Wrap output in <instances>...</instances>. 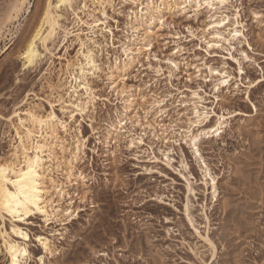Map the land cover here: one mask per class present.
<instances>
[{"label": "rangeland", "instance_id": "1", "mask_svg": "<svg viewBox=\"0 0 264 264\" xmlns=\"http://www.w3.org/2000/svg\"><path fill=\"white\" fill-rule=\"evenodd\" d=\"M96 2L52 0L58 27L27 67L21 53L49 0H27L15 19L16 0H0V158L27 109L64 123L66 145L80 146L55 215L0 219V264L3 239L27 248L20 264H264V0L164 14L150 35L132 30L138 3ZM126 48L131 63L112 73ZM88 54L92 103L70 119L59 84Z\"/></svg>", "mask_w": 264, "mask_h": 264}, {"label": "bare ground", "instance_id": "2", "mask_svg": "<svg viewBox=\"0 0 264 264\" xmlns=\"http://www.w3.org/2000/svg\"><path fill=\"white\" fill-rule=\"evenodd\" d=\"M69 1L70 0H68V3ZM96 1L100 4H104L106 2L111 3L113 0ZM123 1L125 3L133 5L138 3L140 6V9H138V11L131 12V24L133 32L142 30L144 33H146V35H150L151 33L154 34L153 29H156L154 26L155 23L162 25L161 21H163L164 14H185L188 11H193L194 14H197L203 9L211 10L216 9V6H223L229 0ZM26 2L27 0H16V3L13 5L9 12L11 13L10 17L7 16L8 19L17 18V16L23 10ZM57 3H61V0H57ZM39 13V19L35 24H33V29L32 31L30 30L31 33L27 37V42H25L26 44L24 46V50L21 53V55L23 56L24 64H26L27 67L33 65L40 56L37 52L36 40H40L43 43L46 41V39L48 41V38L55 35V27H58V23H56L57 20L56 18L54 19L53 16L54 12H51L49 3L45 8L41 9ZM10 22L12 23V21ZM223 22L224 19H219V21L212 23V26L214 27V29L221 27L224 25ZM5 29V25L0 26V36ZM236 32L237 31H234V33ZM44 33L45 36L42 37ZM214 36L215 38H219L221 37V34L216 31L214 33ZM234 36L236 37L237 35ZM149 46L150 42H145L144 47L148 48ZM135 51L137 52L138 50ZM123 53L125 58L119 62L114 63V66L111 67L112 73L122 71L128 64L131 63L134 54L133 50L130 48H126L123 50ZM170 62L175 65L173 61ZM74 66L75 65L67 66V70L64 73L65 77L63 78V81L60 82L58 88L60 90V93L58 94L59 99H62L64 101L66 100L65 102L67 106H69V108L71 109L70 111H68L70 119H73L75 115L82 114L87 106L91 105V88L87 77L88 75L92 76L93 72L97 69L95 61L90 54L84 57V63H79L76 67ZM110 77H112V75H110ZM82 90L83 94L80 93ZM84 95L85 97H83ZM129 98L130 96H127V100L124 101L126 109H128L132 104V101ZM158 104L159 102H155V104L151 103V107H154V105L157 106ZM195 113L196 115H199L198 112L195 111ZM204 120H206V118H204ZM17 123V128L15 129L16 145L13 147V152L9 156L0 158V167H3L6 170L7 174L11 176L13 171L17 173L21 171V165H23L26 169L29 159H31L33 162H36L37 158H39L38 168L41 175L40 184L42 187L46 186L47 190L41 193V195L45 197L43 201V211L35 212L34 209L32 211L34 213L33 215L41 216L46 221L48 218H50V216L55 215L58 212L59 202L66 194L64 189L65 184L60 181L59 177H62L66 181V183H69L71 178H73V164L78 158L80 146L75 145L74 147H70L66 145V141L60 135V131L63 134L67 133L66 126L64 125V123L56 122L55 119H53L52 115H43L36 110L27 109L22 112V116H17ZM216 125V130H218V128L221 126V122ZM214 126L215 125H213L212 127ZM112 127L114 132H119L122 129L120 121H118L117 124L113 125ZM191 143L192 146L195 147V138L191 139ZM196 153L197 151L195 149V154ZM206 171L207 170L205 169V172ZM205 175L208 174L206 173ZM203 184L204 186L208 185L206 181H204ZM210 186L212 195L215 196L216 187L214 184V179L211 177ZM9 188H11L10 185ZM56 189H59V191H56ZM3 215H6V213H4ZM33 215L25 216L23 219H16L14 221L24 222ZM9 218L13 220L12 217ZM12 232L15 235L25 239L24 236L26 235L19 229ZM20 233H23L24 235H21ZM205 240L208 241L207 238H205ZM40 245L45 253L50 252V247L46 239H43ZM1 246L9 264H20V262L30 257V253L28 252L27 248L25 246L22 247L14 241L3 239ZM46 247L47 251L45 250ZM14 256L16 258L15 261L13 260Z\"/></svg>", "mask_w": 264, "mask_h": 264}, {"label": "snow or ice", "instance_id": "3", "mask_svg": "<svg viewBox=\"0 0 264 264\" xmlns=\"http://www.w3.org/2000/svg\"><path fill=\"white\" fill-rule=\"evenodd\" d=\"M68 0H61V3L55 4L56 8H60L62 4H67ZM49 6H52V0H49ZM108 4H104L103 7H108ZM115 9V5H111ZM163 24V21H161ZM234 35H240L239 32ZM219 47V45H215ZM209 48L213 45L209 44ZM227 83V81H224ZM55 119V117H53ZM39 158L36 162L29 159L26 169L21 165V171L19 173L13 171L9 176L3 167H0V219H7L12 217L13 220L23 219L25 216L33 215V209L35 212L43 211L44 196L42 192L46 191V186H41V175L38 168ZM9 185L11 188H9ZM59 191V189H56ZM22 210V211H21ZM6 213V215H3ZM15 231V227H13ZM24 235L23 233H20ZM27 239V236H24ZM39 239V237H37ZM46 243V242H45ZM47 251V247L45 248ZM15 256L13 260L15 261Z\"/></svg>", "mask_w": 264, "mask_h": 264}]
</instances>
